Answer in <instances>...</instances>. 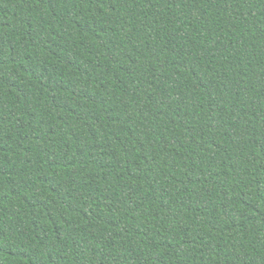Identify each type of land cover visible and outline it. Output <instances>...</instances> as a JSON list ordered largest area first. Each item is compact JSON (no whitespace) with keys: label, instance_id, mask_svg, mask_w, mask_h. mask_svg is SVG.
I'll use <instances>...</instances> for the list:
<instances>
[{"label":"trees","instance_id":"trees-1","mask_svg":"<svg viewBox=\"0 0 264 264\" xmlns=\"http://www.w3.org/2000/svg\"><path fill=\"white\" fill-rule=\"evenodd\" d=\"M0 264H264V0H0Z\"/></svg>","mask_w":264,"mask_h":264}]
</instances>
